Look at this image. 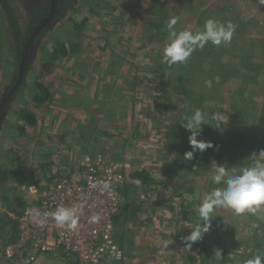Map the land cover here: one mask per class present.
Wrapping results in <instances>:
<instances>
[{
    "label": "rangeland",
    "instance_id": "rangeland-1",
    "mask_svg": "<svg viewBox=\"0 0 264 264\" xmlns=\"http://www.w3.org/2000/svg\"><path fill=\"white\" fill-rule=\"evenodd\" d=\"M37 1L7 0L21 32ZM73 7L46 28L32 54L24 87L0 115V217L5 210L1 197L16 193L26 201L23 185L34 171L42 173V166L62 147L66 163L87 152L104 151L113 158L129 161L133 171L146 170L153 180L148 187L137 182L124 187L125 216L116 225L117 239L121 227L128 228L129 223L124 219H131L133 214H140L146 219L145 226L151 228L155 225L149 221V213L153 211L158 216L155 209L178 213L181 209L187 221H192L204 196L219 187L213 183L211 163L223 165L229 174H238L242 167L252 164L244 160L242 152L256 146L259 153V146L264 143V58L248 59L250 54H246L239 60L230 59L219 55L217 48L224 52L233 45L217 46L209 41L202 48H195L185 62L170 63L163 57L168 43L167 24L177 17L175 28L192 33L203 31L210 18L224 25L232 24L234 30H240V25L245 30L243 20L261 22L264 28V3L260 0H74ZM85 19L87 23L77 32L75 26ZM14 36L8 11L0 2V103L16 73ZM56 41L68 45L71 41L79 48L66 57L58 56L45 72L41 65L50 59L48 54ZM250 46L244 45L243 49ZM256 55L260 57L264 53ZM74 63L83 76L72 70ZM35 82L50 90L51 103L42 107L33 103L30 89H34ZM69 95L74 99L68 100ZM25 108L36 118L46 117V125L40 123L27 128L20 137L17 127L22 122L18 114ZM195 109L206 114L207 124L202 125L197 141L212 145L203 151L193 148L190 133L181 126L185 123L184 116L191 115ZM214 113L224 114L221 129L214 128L216 122L210 120ZM80 115H87V120L79 125ZM53 116L62 118L61 126L55 130L62 134L56 139L47 138L49 130L45 128L47 121L54 124ZM73 143H78L74 149L79 145L80 148L65 150L72 149ZM55 144L58 148L50 152L49 148ZM187 152H193L192 159L185 158ZM12 169H15L13 174ZM141 190L145 194L152 190L155 196L150 192L151 198L138 202L135 197ZM181 201L184 204L180 207ZM141 212L146 215L142 216ZM224 213L234 212L228 208L215 209L210 225ZM249 215L245 213V217ZM251 231L256 240L255 230ZM144 239L137 242L140 251L144 248L142 243L150 246L156 242V239L152 242ZM6 240V231L0 228V251L8 243ZM199 244L198 240L199 252L208 248L205 243L202 247ZM143 253H150V248ZM159 254H164L163 249ZM254 254L255 251L251 256ZM161 258L157 256L152 263L157 264ZM192 261L197 262L195 257Z\"/></svg>",
    "mask_w": 264,
    "mask_h": 264
},
{
    "label": "built area",
    "instance_id": "built-area-1",
    "mask_svg": "<svg viewBox=\"0 0 264 264\" xmlns=\"http://www.w3.org/2000/svg\"><path fill=\"white\" fill-rule=\"evenodd\" d=\"M63 154L56 150L42 173L34 171L23 185L22 214L8 213L17 221V237L1 247L0 259L7 264H37L41 256L49 255L67 264H123L125 252L116 238V225L123 222V190L132 165L98 150L81 155L73 164L66 163ZM103 182L110 184L111 194L102 190ZM144 191L137 192L138 202L150 198ZM59 206L77 208L75 229L60 226L51 217L40 224L29 211L54 212ZM94 216L99 219L93 221Z\"/></svg>",
    "mask_w": 264,
    "mask_h": 264
},
{
    "label": "crops",
    "instance_id": "crops-1",
    "mask_svg": "<svg viewBox=\"0 0 264 264\" xmlns=\"http://www.w3.org/2000/svg\"><path fill=\"white\" fill-rule=\"evenodd\" d=\"M243 22L245 24V30H243V27L241 28L240 25V30L239 28L238 30H234L230 42L227 43L228 45L231 44L234 47L228 48V50L224 52L217 48V52L219 53V55H227V57L230 59L236 58L239 60L242 59V56L246 54H250L249 56H247L248 59L253 57L254 59H263V55H260V57L259 55H256L258 52H260L261 54L264 53V28L262 27L261 22H253L252 20H243ZM245 22H247V25ZM249 28H253L254 31L249 33L246 30ZM223 44L224 43L219 46H222ZM244 45L251 46L249 49H243ZM73 66L75 68H72V70L76 71L75 74L83 76V71H79L80 69L77 68V64L74 63ZM243 68L245 69V67ZM68 75H72V73H68ZM85 81L87 82V80ZM81 87L83 88L84 86L81 85ZM67 98L68 100H72L74 99V96L69 95V97ZM63 111L66 110L63 109ZM69 111L70 110H68V112ZM74 113L75 112L73 111L72 114ZM60 117H54V124L47 121V126L45 127L49 130L47 131V133H49L47 134V138L53 137L54 139H56L58 135L62 134H59L55 131L58 129L59 126H61L60 124L62 118ZM70 118L74 117L70 116ZM77 120H79L80 125L81 121L86 122L87 115H80ZM40 123L46 125V117H42V120L37 118V126ZM74 145H78V143H73L72 149L70 147H66L65 150H76L80 148L79 145L76 149H74ZM57 148L58 145L55 144L54 146H51L49 150L50 152H53ZM255 148L256 146H250L249 151L242 152V157L244 158V160H247V163L252 162L249 158L252 156L253 153H257L258 147L256 149ZM261 150H264V143L259 146L258 152H260ZM69 163L73 164L75 163V161L71 160L69 161ZM14 170L15 169L11 170V174L15 172ZM134 172L135 171H132V173ZM132 173L130 174V179L128 181L129 187L135 185L136 181L132 178ZM150 192L152 196H155V192H153L152 190ZM151 194L150 198L152 197ZM183 204L184 202L181 201L180 207ZM155 210L157 211L156 214H158V216H154L153 211L149 213V216L151 217L149 221L153 222V225H155V227L153 228H151V226H145L146 219L142 218L140 214H133L131 215V219L130 217L124 219V221L129 223L128 228L121 227L120 236L118 238L119 244L122 246L125 252V262L123 264H153V259H155L157 256L162 257L160 262H157V264H245V261L252 257L251 255L253 251H255L256 254H264V209L250 213V215L246 217L245 214L237 215L235 213H224L223 217L221 216L216 219V223L211 224L209 231L207 233H204L202 238L199 240V245L201 247L203 243L207 244L208 247V250L205 248V251L203 249V251L201 252L196 250L198 249V241H196V243L191 247H194L193 249L195 250H188V248H185V244L182 243L181 240L183 236L185 237L187 232L191 231L193 224L195 225L198 222V213H195L192 221H187V218L185 217L186 213H183L181 209L179 213L172 211H164L162 209ZM3 212L5 215H7L6 208ZM141 213L143 214L142 216L146 215V213L144 212ZM124 216L125 211H123V218ZM246 227L247 229L244 230V228ZM251 230H255V235L257 237L256 240L254 239V237H252L253 235L250 234ZM143 239L147 240L148 242H152V240L156 239V242L153 243V245L151 244L150 246H148V243L141 244L144 245L142 251L146 252L150 248V253H143L142 251L138 250L140 248V245H138L137 242ZM159 240H161L163 243ZM165 242H168L167 247L164 246ZM161 249H163L164 252L162 256H160L161 253L159 254V251ZM217 250L220 251L219 254H217ZM193 257L196 258V263H194L193 261L191 262V258ZM71 262L73 261H69L68 264H72ZM0 264L7 263L3 259H0ZM37 264L67 263L57 258H54L53 256L45 255L41 256L38 259Z\"/></svg>",
    "mask_w": 264,
    "mask_h": 264
},
{
    "label": "clouds",
    "instance_id": "clouds-1",
    "mask_svg": "<svg viewBox=\"0 0 264 264\" xmlns=\"http://www.w3.org/2000/svg\"><path fill=\"white\" fill-rule=\"evenodd\" d=\"M264 3V0H260ZM178 23L177 17H172L167 24L168 43L163 49V57L170 63L185 62L195 48L203 47L211 41L214 45L227 44L230 42L234 26L232 24L224 25L215 19H208L204 24V30L192 33L188 30L178 31L175 25ZM185 123L181 126L189 133V142L194 149L203 151L212 145L205 142H198L197 136L202 131V125L206 124V114L199 109L193 110L191 115L184 116ZM224 114L214 113L210 120L216 122L214 128L221 129ZM193 152L185 153V158L190 160ZM252 164L242 167L238 174H229L223 165H218L215 161L211 163L212 180L219 187L213 188L208 192L200 205L198 206L199 221L192 227L189 235L183 238L185 248H191L192 243L200 240L204 233L210 228L212 213L217 208L231 209L235 214L242 215L253 213L264 209V150L258 154L253 153L249 158ZM93 184L91 187L95 188ZM102 190L111 194V187L108 182H103ZM38 223H47L51 217L55 222L71 229L77 227V208H67L59 206L54 212L40 213L35 209L29 210ZM99 217H92L95 221ZM165 247L168 242H165ZM220 253L219 250L216 251ZM245 264H264V254H254L245 261Z\"/></svg>",
    "mask_w": 264,
    "mask_h": 264
},
{
    "label": "trees",
    "instance_id": "trees-1",
    "mask_svg": "<svg viewBox=\"0 0 264 264\" xmlns=\"http://www.w3.org/2000/svg\"><path fill=\"white\" fill-rule=\"evenodd\" d=\"M73 1L74 0H57V7L56 12L50 21V23L43 28L39 34H37L28 50L27 54V61L25 66V72L24 76L22 78L21 83L13 93L10 100H13L17 93L21 90L22 87L25 85V76L31 69V57L36 49V45L38 43V40L42 37L44 34L46 28L54 21H58L62 19L67 13H69L70 10H73ZM2 7L5 9V11H8V22L10 26L12 27L13 33L15 34V60H16V68H15V76L13 78V83L9 88L10 89L15 85V83L18 80V72H19V64L21 61V56L24 50V46L30 37V35L33 33L35 28L39 26L42 22L46 20V18L50 14V5L51 0H38L35 5L32 7L29 13L28 21L26 24V27L23 32L20 31V26L18 25V22L16 20V17L14 15V12L9 7L7 0H0ZM7 14V13H6ZM87 19L83 20L80 24H77L75 26L76 31H80L83 26L87 23ZM79 36V35H78ZM77 45L74 43H71L69 41V45L66 43H59L55 42V48L53 49L51 54H48L50 59L48 62L43 63L41 65L42 70L45 72H48L50 68L52 67V64L57 60L58 56L66 57L70 52H75L79 47H76ZM76 47V49H75ZM70 49V50H69ZM8 91V92H9ZM30 93L32 95V101L36 106L42 107L44 104H49L53 100V95L50 92V90L42 85L41 83H34V89H30ZM9 100V101H10ZM8 101V102H9ZM8 102L5 106L8 107ZM19 120L22 122V125H19L17 127L18 131H20L21 134H19L20 137H22V133H25V130L27 128H34L37 125V118L33 112H31L29 109L25 108L19 111ZM17 161L20 160L17 159ZM14 162V160H13ZM132 178L139 183H141L143 186H151L153 184V180L148 176V172L146 170H138L132 173ZM126 189L123 190V194L126 195L125 192ZM2 201L4 202L5 208L15 217H19L23 209L25 207L24 200H22L21 196H18L16 193H12L10 197L7 198V196L1 197ZM2 219V220H1ZM0 228L4 229L6 231L7 240L6 242L12 243L15 241L17 237V221L15 219H12L9 214L7 215H1L0 217Z\"/></svg>",
    "mask_w": 264,
    "mask_h": 264
},
{
    "label": "water",
    "instance_id": "water-1",
    "mask_svg": "<svg viewBox=\"0 0 264 264\" xmlns=\"http://www.w3.org/2000/svg\"><path fill=\"white\" fill-rule=\"evenodd\" d=\"M56 7H57V0H51L49 16L46 18V20L44 22H42L39 26H37L35 28L33 33L28 38V40H27V42H26V44L24 46V50H23V53H22V56H21V61H20V64H19L18 80L15 83V85L10 89V91L7 93L6 97L1 101V103H0V115H1V112L3 111L5 105L11 99L13 93L15 92V90L17 89V87L19 86V84L22 81V78H23L24 72H25V66H26V61H27L28 50H29V48H30L35 36L37 34H39L40 31L43 28H45L50 23V21L52 20L54 14L56 12Z\"/></svg>",
    "mask_w": 264,
    "mask_h": 264
},
{
    "label": "flooded vegetation",
    "instance_id": "flooded-vegetation-1",
    "mask_svg": "<svg viewBox=\"0 0 264 264\" xmlns=\"http://www.w3.org/2000/svg\"><path fill=\"white\" fill-rule=\"evenodd\" d=\"M5 108V107H4ZM4 110V109H3ZM2 113V112H1Z\"/></svg>",
    "mask_w": 264,
    "mask_h": 264
}]
</instances>
